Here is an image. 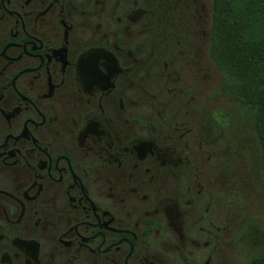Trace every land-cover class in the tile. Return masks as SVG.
<instances>
[{
	"label": "flooded vegetation",
	"instance_id": "obj_1",
	"mask_svg": "<svg viewBox=\"0 0 264 264\" xmlns=\"http://www.w3.org/2000/svg\"><path fill=\"white\" fill-rule=\"evenodd\" d=\"M207 16L0 0V264H235Z\"/></svg>",
	"mask_w": 264,
	"mask_h": 264
},
{
	"label": "trees",
	"instance_id": "obj_2",
	"mask_svg": "<svg viewBox=\"0 0 264 264\" xmlns=\"http://www.w3.org/2000/svg\"><path fill=\"white\" fill-rule=\"evenodd\" d=\"M209 54L222 90L252 111L264 178V0H213ZM248 264H264V255Z\"/></svg>",
	"mask_w": 264,
	"mask_h": 264
},
{
	"label": "rangeland",
	"instance_id": "obj_3",
	"mask_svg": "<svg viewBox=\"0 0 264 264\" xmlns=\"http://www.w3.org/2000/svg\"><path fill=\"white\" fill-rule=\"evenodd\" d=\"M203 1L208 9L204 44L208 50L212 0ZM213 68L210 80L204 84L208 90L204 97H210L207 99L218 106L222 114L218 128L220 152H228L224 157L232 156L235 170L233 184L236 192L230 211L231 223L238 237L235 264H248L252 257L264 255V179L259 169L258 140L251 109L221 89V73ZM227 143L230 145L226 148Z\"/></svg>",
	"mask_w": 264,
	"mask_h": 264
}]
</instances>
